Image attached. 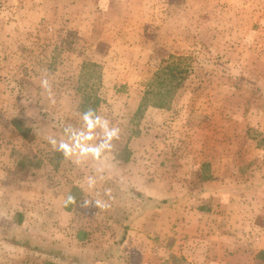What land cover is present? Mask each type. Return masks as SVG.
Here are the masks:
<instances>
[{
  "label": "rangeland",
  "instance_id": "rangeland-1",
  "mask_svg": "<svg viewBox=\"0 0 264 264\" xmlns=\"http://www.w3.org/2000/svg\"><path fill=\"white\" fill-rule=\"evenodd\" d=\"M88 108L120 129L99 161L47 139ZM261 251L264 0H0V264Z\"/></svg>",
  "mask_w": 264,
  "mask_h": 264
},
{
  "label": "clouds",
  "instance_id": "clouds-1",
  "mask_svg": "<svg viewBox=\"0 0 264 264\" xmlns=\"http://www.w3.org/2000/svg\"><path fill=\"white\" fill-rule=\"evenodd\" d=\"M42 87L48 88V82L46 80L41 82ZM83 124L86 128V131H75L71 127L65 128V132H71L70 140L72 143H68L64 140L59 142L57 148V141L49 136L48 142L58 151L63 152L64 156L67 157L73 153L74 150H78L79 155L83 157H91L93 160L99 161L103 158L102 153L105 148H110V142L115 138L119 139L120 129L118 127L109 128V121L103 119L100 116L95 115L92 108H88L82 115ZM101 127L104 130L105 139L99 144L90 143L96 139L94 135V129ZM90 179V178H89ZM67 204H75V197L69 195L66 201ZM87 201H85V206ZM97 205L104 207L97 201Z\"/></svg>",
  "mask_w": 264,
  "mask_h": 264
},
{
  "label": "trees",
  "instance_id": "trees-1",
  "mask_svg": "<svg viewBox=\"0 0 264 264\" xmlns=\"http://www.w3.org/2000/svg\"><path fill=\"white\" fill-rule=\"evenodd\" d=\"M14 125H15V128L21 132V134L23 136H27L28 135V130L25 128V126L23 125V123L20 121V120H14ZM151 201V200H150ZM169 201L167 200H163V201H160L159 204L160 205H166L168 204ZM66 209L71 211L72 210V204H67L65 205ZM16 216V215H15ZM19 217V221L17 222L19 225L22 224L23 222V215L22 214H18L17 215ZM14 246H17L18 245V242H15L14 240H11L10 241ZM258 258H262L264 259V251H261L259 254H258Z\"/></svg>",
  "mask_w": 264,
  "mask_h": 264
}]
</instances>
